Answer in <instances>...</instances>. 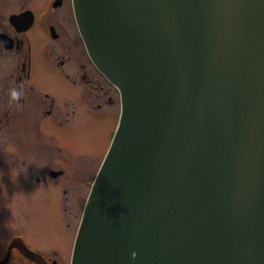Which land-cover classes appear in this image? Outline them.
<instances>
[{
    "label": "water",
    "instance_id": "obj_1",
    "mask_svg": "<svg viewBox=\"0 0 264 264\" xmlns=\"http://www.w3.org/2000/svg\"><path fill=\"white\" fill-rule=\"evenodd\" d=\"M72 4L121 114L71 264H264V0Z\"/></svg>",
    "mask_w": 264,
    "mask_h": 264
},
{
    "label": "flooded vegetation",
    "instance_id": "obj_2",
    "mask_svg": "<svg viewBox=\"0 0 264 264\" xmlns=\"http://www.w3.org/2000/svg\"><path fill=\"white\" fill-rule=\"evenodd\" d=\"M37 1L0 0V174L12 181L13 196L24 185L55 191V215L18 213V219L34 220L0 232V264H71L84 205L109 145L89 173L82 157L68 156L63 133L56 132L76 118L80 103L88 111L105 112L91 101L90 91L108 105L116 104L117 120L120 114L119 92L91 61L72 0H42L41 7ZM62 10L72 26L69 43L62 41L57 22ZM38 53L51 74L59 71L76 88V96L58 99L47 87L53 81H48L47 70H37ZM12 90L20 93L18 98Z\"/></svg>",
    "mask_w": 264,
    "mask_h": 264
},
{
    "label": "rangeland",
    "instance_id": "obj_3",
    "mask_svg": "<svg viewBox=\"0 0 264 264\" xmlns=\"http://www.w3.org/2000/svg\"><path fill=\"white\" fill-rule=\"evenodd\" d=\"M41 1L42 0H38L37 2L39 3ZM42 5L43 2L36 6L41 7ZM62 13L63 15L61 17L59 16V19L57 18V22L63 36L62 41L69 43V35H71L72 26L66 19L63 10ZM37 58V70L41 73L47 70L48 81H51L50 78L53 81V84L48 85L47 87H52V90L55 92L58 99L76 96V88L70 86L59 71L51 74L48 63L44 61V58H42L39 53L37 54ZM89 96L91 97V101H94L95 104H100L105 112L94 113L90 110L88 111L86 107L80 103L77 107L76 118L65 128H60V130L57 129L56 133H63V145L68 156L72 157V159H79L82 157L86 163H83L84 165L82 164L83 168L90 173V169L94 166V161L100 158L104 148L110 144L112 133H114L117 124L118 111L116 109V104L108 105L109 103L106 101L103 102L102 100L105 99L104 97L102 98L97 95L94 96L91 91L89 92ZM55 157L57 158V161H60L58 156ZM89 160H91L90 165L86 162ZM42 161L44 160L42 159ZM11 182V180L5 177L4 173L0 174V232L5 228L11 230V228L17 224H20L21 226L22 224L27 225L34 220L30 217L18 219L16 215H18V213H23V211L41 215V218L43 215H50L52 218L54 217L55 191H49V189L45 187H41L39 188V191H36L35 189L24 185L20 187L18 186L15 189L18 194L13 196L14 190L10 188ZM14 188L15 186H13V189ZM23 195L28 199L27 202L24 201ZM24 208L26 210H24ZM17 220L19 223L15 222ZM33 224L40 225V223L37 222H33ZM41 225L44 224L41 222Z\"/></svg>",
    "mask_w": 264,
    "mask_h": 264
},
{
    "label": "clouds",
    "instance_id": "obj_4",
    "mask_svg": "<svg viewBox=\"0 0 264 264\" xmlns=\"http://www.w3.org/2000/svg\"><path fill=\"white\" fill-rule=\"evenodd\" d=\"M11 95L15 99V98H18L20 93L17 90H12ZM133 258H135V253L133 254Z\"/></svg>",
    "mask_w": 264,
    "mask_h": 264
}]
</instances>
